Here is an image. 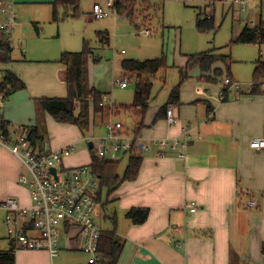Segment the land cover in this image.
Returning <instances> with one entry per match:
<instances>
[{"label":"crops","instance_id":"obj_1","mask_svg":"<svg viewBox=\"0 0 264 264\" xmlns=\"http://www.w3.org/2000/svg\"><path fill=\"white\" fill-rule=\"evenodd\" d=\"M79 1L80 7L83 8L81 16L83 15L87 23L86 19L93 18L92 5H104L106 0ZM223 1L212 0V4L209 3L206 7L203 0V8L197 9L207 13L209 7L214 10L216 3ZM9 2L13 7L23 3L20 0ZM234 2L240 5V10L245 8L246 3L243 1ZM231 8L232 6L229 7ZM213 10L211 15L214 17ZM116 18L120 21L124 19L113 12L112 16L104 18L102 27H106V22L113 25L117 22ZM139 18L142 24L149 22ZM260 18L259 15L254 21H246L243 27L247 24L255 25ZM134 24L138 30L139 25L135 22ZM15 27L16 25L6 38L11 60L7 63L0 61V80L8 71L24 84V88L12 92L1 104L0 120L9 123L10 136L26 132L25 127L38 124L43 138L39 146L42 147L45 143L47 151H56L69 145L73 146L72 144L90 135L94 141L92 148L88 146L90 141L87 143L86 159L75 156V151L63 155L62 163L64 164L65 160L74 167L90 166V150L95 155V146L105 135L104 126L107 122H112L113 117L122 118L118 121L123 123V131L133 137L126 124H132L134 127L135 120L127 110L105 121L104 117L95 115L90 109L89 130L85 135L77 126L59 123L47 113L37 111L34 99L66 96L67 87L62 78L65 67L59 62V57L64 51L77 52V49L71 45H66L65 48L59 43L52 45L42 55L39 54L40 57L29 58L22 55L21 59H15L12 56V35ZM34 29L39 31L35 23ZM215 29L214 22L213 30ZM86 30L87 28L84 32ZM142 30H138L139 34L151 35L148 28L144 29L148 34H144ZM98 32L106 34L109 40L107 28L95 32L96 37ZM74 36L72 43L77 39V36ZM57 37L61 38L59 32ZM21 45L22 40L19 38L15 48L22 54ZM209 50L221 54L215 49L206 51ZM189 55L185 56L184 63H180V68L185 66ZM99 60L100 57L92 51L88 60V80L96 90L98 89L89 75V65H94ZM122 60H119V68ZM257 61L264 60L260 57L255 59L253 70ZM172 67L175 66L172 64ZM211 69L203 73L195 65L180 82L179 105H169L176 117L175 123L171 125L167 124L165 111L161 110L170 90L160 99L153 97L151 92V102L144 115L143 128L135 142L136 152L141 155L138 174L135 179L123 182L106 201L104 199L102 202L101 199V203L96 202L95 217L98 210L100 219L110 221L111 229L105 231L113 230L115 237L123 241V250L117 264H264V153L248 146L251 139L264 134V83L256 92H250L252 79L250 82H244L247 83L244 86L226 69L223 61L214 62ZM165 72L159 75L162 86L165 82ZM116 77L126 78L121 76L119 70V75L112 78V85ZM226 77L237 82L239 87L229 89L223 81ZM178 81L179 75L177 83ZM223 90L226 92L223 93ZM101 93L104 94L102 102L107 106L108 112L115 103L111 100L105 101L107 93ZM44 124L45 127L42 126ZM101 127L104 129L102 135L96 134L95 131ZM184 129L195 136L199 135L200 138L187 143L182 158L176 155L175 149L168 146L161 148L151 143L154 139L163 137L181 138ZM148 143L151 144L150 149L143 150V146ZM128 155L129 152L119 153L113 161H118L121 165V160L124 157L127 159ZM107 158L108 156H105L100 160L112 161ZM125 165L122 168L119 166L120 173ZM21 174L27 172L20 159L6 146L0 145V203L12 198L20 206L30 205L29 190L25 184L19 182ZM248 201H254L255 206H247ZM190 206L196 209L190 211ZM132 207L148 209L147 219L142 224H133L126 218V211ZM0 211V251L13 249V264H52L55 258L51 259L45 250L22 249L9 241L4 224L5 210L0 207ZM31 234L36 235L33 232ZM61 239L64 241L63 248L82 253L80 240Z\"/></svg>","mask_w":264,"mask_h":264},{"label":"rangeland","instance_id":"obj_2","mask_svg":"<svg viewBox=\"0 0 264 264\" xmlns=\"http://www.w3.org/2000/svg\"><path fill=\"white\" fill-rule=\"evenodd\" d=\"M20 1L23 3L14 5L17 22L12 35V46L14 47L12 56L15 59H21L22 55L29 58H37L38 56L40 57L39 54L42 55L52 45L59 43L63 44L64 47L66 45L76 46L77 51H80L86 42L92 48L94 54L100 57L98 63L89 65V75L93 85L99 91L107 93L105 101L109 102L111 100L115 105L130 104L133 100L134 91V80L129 81L126 88L111 84L113 76L119 75L120 68L118 64L120 59L134 58L143 60L153 57H164L165 63L169 66L165 72L164 85L162 86L159 79V75H162L163 72L157 73L156 77L152 79V96L158 99L165 97L170 88L177 83L178 68L182 66L180 63L185 62L186 55L208 49H215L221 54L228 55L232 60L229 72L239 79L244 86L247 84L244 82H250L252 79L254 60L259 57L264 60V45L233 41L246 21H254L259 15L264 20V0H238L246 3L243 10H240V5L235 3V0H224L223 3L217 2L214 10L213 7H209L207 13H204L205 15H211L213 10L216 29L204 33L199 32L195 27L196 10L197 8H203V0H166L162 11H152L150 19L146 13H140L142 11L138 8L134 21L139 25V31L148 28L151 32L150 36L139 34L138 30L135 29L134 23L127 18L121 21L116 18L117 22L113 25L106 22V27H102L105 23L104 19H86V23L83 15L77 18L68 17L54 21L51 17L52 0ZM89 5H91V2ZM231 6L232 8L229 9ZM80 8L83 10L82 6ZM112 15L113 13L109 17ZM144 15H146V19H143ZM139 17L144 21L149 19V22L142 24ZM34 23L39 28L38 32L34 29ZM247 25L252 26V24ZM85 28L87 30L84 32ZM103 28H107L109 32V44L105 45H101L95 36V32ZM58 32L61 38L57 37ZM74 35L77 36V39L72 43ZM19 38L22 40V54L15 48L16 40ZM122 50L123 53H121ZM172 64L175 67H172ZM115 107H118V112L124 111L122 106L116 105ZM111 111L102 115L105 121H109L110 118L116 115V111ZM128 112L137 121V117L132 112ZM116 120H122V118L113 117L111 119L112 122ZM42 126L45 127V124ZM126 126H128L129 131H132V124H126ZM102 132H104L103 127L95 131L96 134L100 135H102ZM89 141H94V139L90 138V135L83 138L80 142L72 144L75 151L74 155L80 156L81 159H86L88 152L87 143ZM126 160V157L121 160L120 168L125 165ZM63 165L65 167L73 166L65 162V160ZM104 194L105 190L102 193V202ZM1 214L0 211V216ZM96 214V221L102 227V230L111 229L109 227L110 221L108 219H100L98 210ZM63 245L64 241L61 239L60 247L62 249L52 264L86 263V255L77 250L65 249Z\"/></svg>","mask_w":264,"mask_h":264},{"label":"trees","instance_id":"obj_3","mask_svg":"<svg viewBox=\"0 0 264 264\" xmlns=\"http://www.w3.org/2000/svg\"><path fill=\"white\" fill-rule=\"evenodd\" d=\"M165 1L166 0H116L112 10L117 16L127 18L130 22L134 23L138 8L142 11L140 13H146L149 15L150 19L152 11H162ZM210 1L212 0H205L206 7ZM81 14L79 0H54L51 3V17L54 21H59L68 17L77 18L81 16ZM145 17L146 15H144L143 19H146ZM195 27L201 33L213 30L214 17L212 15H205L200 9H197ZM96 35L101 44H108L109 40L106 34L98 32ZM233 41L264 45V21L260 18L253 26L245 25ZM9 51L10 47L6 42V38H3L0 44L1 62L7 63L11 60ZM91 54V48L86 42L80 51L62 52L59 57V62L65 67L62 78L67 87L66 96L34 99L37 111L40 110L41 112L47 113L59 123L77 126L83 135L89 130L90 109H92L95 115L98 114L101 117L107 112V106L101 104L104 94L89 84L88 60ZM93 60L98 61L97 58H93ZM218 60L223 61L224 64H226V69L229 70L231 59L228 55L216 54L213 50L201 51L189 55L185 66L178 68L179 81L170 89L167 100L161 110L166 111L169 105H179V84L188 76V72L195 65L199 67L201 72L207 73L212 70V64ZM167 68L168 66L163 56L146 60L123 59L120 62L121 76L126 77L129 81L134 80L133 100L129 105H122L123 110L130 111L137 117V121H135L132 130L134 146L129 152L126 165L121 173L118 171L120 166L118 161L100 160L94 155L92 150H90V166L99 176L96 202L101 203L103 190H105L104 199L106 201L108 196H110L123 182L136 178L141 164V155L136 152L135 142L143 128L144 115L151 102L152 78L159 72H165ZM263 83L264 61H257L252 74L250 92H256ZM22 88H24V84L16 76L8 71L4 73L0 82V91L5 97H8L12 92ZM225 92L226 90L223 93ZM117 110L118 107H115L113 104L112 111H116V115L119 113ZM8 124L7 121L3 119L0 120V131L5 137H10L11 135ZM24 130L34 143L40 145L43 138L40 134L38 124L27 126ZM125 216L133 224H142L147 219L148 209L132 207L126 211ZM98 250L102 255V264H117L123 250V241L115 237L113 230L103 231L100 237ZM262 252L264 253V247H262ZM13 260V249L5 252L0 251V264H13Z\"/></svg>","mask_w":264,"mask_h":264},{"label":"built area","instance_id":"obj_4","mask_svg":"<svg viewBox=\"0 0 264 264\" xmlns=\"http://www.w3.org/2000/svg\"><path fill=\"white\" fill-rule=\"evenodd\" d=\"M114 3L115 0H106L104 5L93 4L91 16L94 19L109 17L113 13ZM15 23L13 4L9 0H0V44L3 38L9 37ZM142 32L149 33L147 30ZM223 81L229 89L239 87L237 82L228 77ZM113 84L126 87L127 78L116 77ZM5 99L0 91V113ZM175 119L172 107L168 106L165 111L167 124L175 123ZM104 127L105 135L95 146V156L99 159L108 156L107 159L113 161L119 153L132 150L134 139L123 131L122 122H107ZM196 138L200 136L184 129L181 138L163 137L151 143L161 148L168 146L175 149L176 155L182 158L187 143ZM0 145L6 146L20 159L27 174H21L19 182L27 186L30 195L29 206H20L12 198L0 203V207L5 210L4 224L9 241L18 248L45 250L52 259L60 254L61 238H77L80 240V250L86 255L85 264H102L98 245L103 230L95 218L99 176L94 170L90 166L65 167L62 163L63 155L73 153V146L47 151L45 143L40 147L26 132L5 137L0 131ZM248 146L264 153V134L251 139ZM150 147L148 143L142 149L149 150ZM52 168L54 173L51 172ZM247 206L254 207L255 202L248 201ZM188 209L194 211L196 208L190 206ZM32 232L36 235H32Z\"/></svg>","mask_w":264,"mask_h":264},{"label":"water","instance_id":"obj_5","mask_svg":"<svg viewBox=\"0 0 264 264\" xmlns=\"http://www.w3.org/2000/svg\"><path fill=\"white\" fill-rule=\"evenodd\" d=\"M88 146H89L90 148H92V142H91V141L88 143ZM51 172L54 173V169H53V168L51 169Z\"/></svg>","mask_w":264,"mask_h":264}]
</instances>
